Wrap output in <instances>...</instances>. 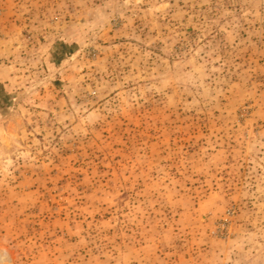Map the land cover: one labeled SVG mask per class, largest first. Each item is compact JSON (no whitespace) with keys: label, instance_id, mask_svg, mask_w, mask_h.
<instances>
[{"label":"rangeland","instance_id":"obj_1","mask_svg":"<svg viewBox=\"0 0 264 264\" xmlns=\"http://www.w3.org/2000/svg\"><path fill=\"white\" fill-rule=\"evenodd\" d=\"M0 264H264V0H0Z\"/></svg>","mask_w":264,"mask_h":264}]
</instances>
